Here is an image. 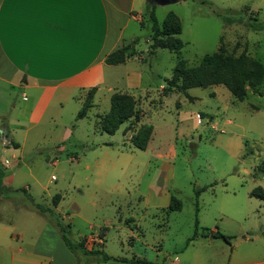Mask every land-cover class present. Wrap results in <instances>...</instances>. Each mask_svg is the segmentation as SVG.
<instances>
[{"label":"rangeland","instance_id":"1","mask_svg":"<svg viewBox=\"0 0 264 264\" xmlns=\"http://www.w3.org/2000/svg\"><path fill=\"white\" fill-rule=\"evenodd\" d=\"M133 10L121 19L119 43L133 55L106 68L85 118L76 115L89 90L64 94L60 103L56 97L40 123L31 125V93L0 82V128L8 130L6 142L0 134V191L15 205L23 198L31 209L53 214L73 244L103 235L101 250L114 259L264 260V201L249 196L264 188V79L255 91L246 85L242 101L222 85L162 93L179 61L195 68L221 52L264 67V0H136ZM170 16L180 26L174 36L183 44L178 53L156 47L166 39L164 29L176 27ZM114 93L131 95L138 113L109 135L98 123ZM143 126L153 131L147 148L139 150L130 140ZM167 196L180 210H161Z\"/></svg>","mask_w":264,"mask_h":264},{"label":"crops","instance_id":"2","mask_svg":"<svg viewBox=\"0 0 264 264\" xmlns=\"http://www.w3.org/2000/svg\"><path fill=\"white\" fill-rule=\"evenodd\" d=\"M135 1L38 0L33 4L19 5L0 0V10L3 11L0 82L31 93L29 124L38 125L56 97L60 103L63 100L59 98L63 99L64 94H83L92 88L99 89L106 68L115 66L107 65L104 60L122 47L119 45L120 22L122 17L133 15ZM135 79L134 87L139 83V78ZM22 98L27 100L24 94ZM196 119L201 120L197 115ZM0 134L6 136L8 130L0 128ZM66 134L71 136L72 131L67 130ZM2 137L6 142V137ZM15 144L19 149L18 143L11 145ZM4 183L2 181L1 185ZM27 190L23 188V191ZM166 198L168 205L156 202L154 207L167 209L170 197ZM155 199L158 201V193ZM0 200V211L6 212V217L0 215V264H75V257L63 245L53 216L31 209L23 198L17 199L18 205H15L2 191ZM58 206V203L52 205L56 211ZM13 209L17 210L15 215L12 214ZM16 223H19V228ZM84 238L87 251L97 248V244H100V250L101 246L104 247L103 235L81 240ZM88 240L94 245H89ZM131 251L136 255L135 248ZM77 253L80 255L79 251ZM98 264L126 263L110 260ZM243 264H264V260Z\"/></svg>","mask_w":264,"mask_h":264},{"label":"trees","instance_id":"3","mask_svg":"<svg viewBox=\"0 0 264 264\" xmlns=\"http://www.w3.org/2000/svg\"><path fill=\"white\" fill-rule=\"evenodd\" d=\"M170 17L176 21V27L164 29L166 32V39L160 42L158 41L159 45H156V47L166 48L172 52L178 53L183 44L178 38H174V36L180 33V26L174 16ZM152 28L155 35L158 32L156 22H154ZM154 39L158 40L157 36H154ZM131 55H133V53H128L127 47H121L107 55L104 61L107 65L122 64ZM263 79L264 67L258 61L248 57L232 59L223 55L221 52H216L210 56H205L195 68H186L184 63L179 61L174 69L172 80L166 81L167 86L162 89V93L166 96L175 89L178 92L186 94V91L191 88H206L208 86L222 85L236 100L242 101L246 96L245 86L247 85L250 89L255 91ZM95 90V88H92L88 91L85 103L76 115L77 119L86 117L88 109L92 106ZM188 98L192 100V98ZM134 101L131 95L118 93L111 95L110 110L106 113L107 116L100 118L98 123L99 130L103 133L113 135L120 125L131 118H136L138 112L135 109L136 105ZM151 134L152 127L143 126L131 137L130 143L135 148L144 150ZM14 147L17 148V145L15 144ZM250 196L264 200V188L257 187L253 189ZM58 201L59 200L55 198L53 200L54 205H57ZM166 210L167 212L178 211L180 210V205L170 197V205ZM40 213L46 214L44 211H40ZM47 216H53V214H48ZM54 221L60 232L64 246L70 252L74 253L76 264H91L110 260L129 262L132 264H147L145 260L114 259L98 248H92L87 251L84 246L85 238L78 243H71L64 226L57 220L54 219ZM215 235L216 233H211V236ZM78 251L80 255H78Z\"/></svg>","mask_w":264,"mask_h":264},{"label":"snow or ice","instance_id":"4","mask_svg":"<svg viewBox=\"0 0 264 264\" xmlns=\"http://www.w3.org/2000/svg\"><path fill=\"white\" fill-rule=\"evenodd\" d=\"M6 3L12 2L19 5H29L38 2V0H5ZM3 26V11L0 10V28Z\"/></svg>","mask_w":264,"mask_h":264},{"label":"water","instance_id":"5","mask_svg":"<svg viewBox=\"0 0 264 264\" xmlns=\"http://www.w3.org/2000/svg\"><path fill=\"white\" fill-rule=\"evenodd\" d=\"M149 2H157V3H160V4H163V5H168V4H171L174 2V0H148ZM4 137H5V134H2Z\"/></svg>","mask_w":264,"mask_h":264},{"label":"built area","instance_id":"6","mask_svg":"<svg viewBox=\"0 0 264 264\" xmlns=\"http://www.w3.org/2000/svg\"><path fill=\"white\" fill-rule=\"evenodd\" d=\"M8 164V162L7 161H4V165H7Z\"/></svg>","mask_w":264,"mask_h":264}]
</instances>
